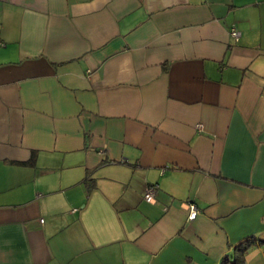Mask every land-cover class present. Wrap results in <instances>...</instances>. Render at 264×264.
I'll return each mask as SVG.
<instances>
[{
  "label": "crops",
  "instance_id": "obj_1",
  "mask_svg": "<svg viewBox=\"0 0 264 264\" xmlns=\"http://www.w3.org/2000/svg\"><path fill=\"white\" fill-rule=\"evenodd\" d=\"M244 240L264 264V0H0V264Z\"/></svg>",
  "mask_w": 264,
  "mask_h": 264
},
{
  "label": "built area",
  "instance_id": "obj_2",
  "mask_svg": "<svg viewBox=\"0 0 264 264\" xmlns=\"http://www.w3.org/2000/svg\"><path fill=\"white\" fill-rule=\"evenodd\" d=\"M238 30L235 29V27H231L230 28V34L235 38L237 39L238 38ZM153 190H154V187L152 185L150 186H147L145 191H144V199L146 201H151L153 199ZM188 209H189V214H188V217L190 219L194 218L197 213H198V209L196 208V206L194 204H189L188 205ZM40 221H42L43 219L42 218H39Z\"/></svg>",
  "mask_w": 264,
  "mask_h": 264
},
{
  "label": "trees",
  "instance_id": "obj_3",
  "mask_svg": "<svg viewBox=\"0 0 264 264\" xmlns=\"http://www.w3.org/2000/svg\"><path fill=\"white\" fill-rule=\"evenodd\" d=\"M250 240H244L242 242H239L233 249V259L231 260L232 264H242L244 262V251L249 245ZM228 259L225 257L222 261L221 264L226 262Z\"/></svg>",
  "mask_w": 264,
  "mask_h": 264
}]
</instances>
